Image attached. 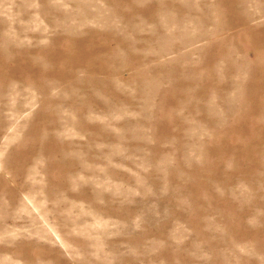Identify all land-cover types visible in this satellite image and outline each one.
<instances>
[{
	"label": "rangeland",
	"instance_id": "rangeland-1",
	"mask_svg": "<svg viewBox=\"0 0 264 264\" xmlns=\"http://www.w3.org/2000/svg\"><path fill=\"white\" fill-rule=\"evenodd\" d=\"M0 264H264V0H0Z\"/></svg>",
	"mask_w": 264,
	"mask_h": 264
}]
</instances>
